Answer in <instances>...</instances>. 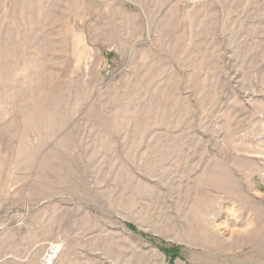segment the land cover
<instances>
[{
	"label": "rangeland",
	"instance_id": "374dc122",
	"mask_svg": "<svg viewBox=\"0 0 264 264\" xmlns=\"http://www.w3.org/2000/svg\"><path fill=\"white\" fill-rule=\"evenodd\" d=\"M0 264H264V0H0Z\"/></svg>",
	"mask_w": 264,
	"mask_h": 264
}]
</instances>
